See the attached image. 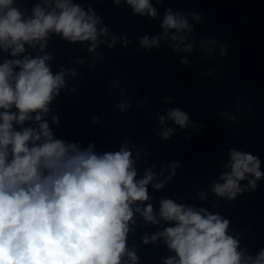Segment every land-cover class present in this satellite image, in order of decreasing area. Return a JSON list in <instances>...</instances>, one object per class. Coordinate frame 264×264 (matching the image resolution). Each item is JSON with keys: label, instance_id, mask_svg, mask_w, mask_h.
Segmentation results:
<instances>
[{"label": "clouds", "instance_id": "9594fccd", "mask_svg": "<svg viewBox=\"0 0 264 264\" xmlns=\"http://www.w3.org/2000/svg\"><path fill=\"white\" fill-rule=\"evenodd\" d=\"M120 2L114 0L117 5ZM125 2L136 15L157 17L149 0ZM13 4L14 0H0V46L6 52L11 49L12 57L24 53L26 44L39 45L43 52L49 33L70 43L90 41L89 52L104 43L98 41V35H108L106 27L97 31L101 20L94 11L86 12L70 0H56L49 12L37 4L27 18ZM161 27L162 37L149 40L145 36L140 46L159 48L160 39L167 38L170 30L191 31L184 15L173 14L171 9L166 10ZM170 39L178 41L173 50L179 52L187 37L172 35ZM116 42L113 36L109 47ZM122 43L127 45V37L122 38ZM192 48L187 44L183 51L191 52ZM50 60L51 55L24 56L0 65V264H122L125 255L135 264V253L126 248L129 222L134 215L132 206L137 205L135 211L146 222L159 223L151 204L143 210L137 204L149 200L148 185L155 173L148 170L137 180L132 153L124 147L97 155L91 146L81 151L74 144L53 139L43 117L65 85V71L53 75L47 63ZM127 106L118 105L121 110ZM167 119L181 129L189 122L188 115L178 108L168 110ZM28 120L39 122V130H14V124L23 126ZM159 120L165 123L164 116ZM57 122L53 117V123ZM172 132L169 127L159 135L167 140ZM260 164V159L251 153L232 150L231 172L221 176L224 183L215 184L214 193L235 199L243 191L239 182L246 174L254 177L248 186L255 189L256 182L264 176ZM177 166H172V175ZM152 186L161 189L164 182ZM159 216L174 222V226L156 233L151 240L163 237L178 257L168 258L164 264H264V249L255 258H245L244 252L237 250L239 241L227 234L229 221L219 214L162 199ZM143 242L147 244L149 238Z\"/></svg>", "mask_w": 264, "mask_h": 264}]
</instances>
